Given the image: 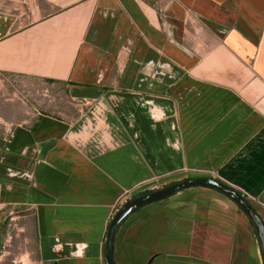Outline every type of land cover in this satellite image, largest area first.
I'll use <instances>...</instances> for the list:
<instances>
[{
  "label": "crops",
  "instance_id": "1",
  "mask_svg": "<svg viewBox=\"0 0 264 264\" xmlns=\"http://www.w3.org/2000/svg\"><path fill=\"white\" fill-rule=\"evenodd\" d=\"M60 84L70 115H0V264H105L135 193L213 178L264 225V0H0V82ZM114 264H263L224 193L122 220Z\"/></svg>",
  "mask_w": 264,
  "mask_h": 264
},
{
  "label": "water",
  "instance_id": "2",
  "mask_svg": "<svg viewBox=\"0 0 264 264\" xmlns=\"http://www.w3.org/2000/svg\"><path fill=\"white\" fill-rule=\"evenodd\" d=\"M191 186H203L218 190L224 193L225 195H227L229 198H231L242 209V211L249 217V219L252 221L255 227L261 249L263 264H264V225L260 217L252 209L250 204L238 192H236L229 186L223 184L222 182L207 177L184 179L182 181L172 183L170 185L157 188L150 192L125 200L117 208V210L113 214L107 226L105 241H104V255H103L104 263L114 264L112 257L114 234L116 232L118 225L122 222L124 218H126L130 213H132L136 209L146 204L152 203L154 201H158L181 189Z\"/></svg>",
  "mask_w": 264,
  "mask_h": 264
},
{
  "label": "rangeland",
  "instance_id": "3",
  "mask_svg": "<svg viewBox=\"0 0 264 264\" xmlns=\"http://www.w3.org/2000/svg\"><path fill=\"white\" fill-rule=\"evenodd\" d=\"M80 105L66 96L60 84L21 78L5 84L0 82V115L3 116L12 111L17 115L24 111L34 114L42 111L64 116L81 109Z\"/></svg>",
  "mask_w": 264,
  "mask_h": 264
},
{
  "label": "trees",
  "instance_id": "4",
  "mask_svg": "<svg viewBox=\"0 0 264 264\" xmlns=\"http://www.w3.org/2000/svg\"><path fill=\"white\" fill-rule=\"evenodd\" d=\"M151 191V190H150ZM150 191H141V192H138V193H135L131 196L132 197H135V196H138V195H141V194H144V193H147V192H150ZM243 197V196H242ZM244 198V197H243ZM245 199V198H244ZM246 200V199H245ZM247 201V200H246ZM251 206V205H250ZM119 226V225H118Z\"/></svg>",
  "mask_w": 264,
  "mask_h": 264
}]
</instances>
